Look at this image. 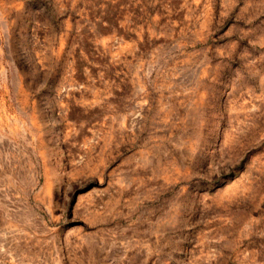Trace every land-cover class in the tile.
Returning <instances> with one entry per match:
<instances>
[{
  "label": "rangeland",
  "instance_id": "rangeland-1",
  "mask_svg": "<svg viewBox=\"0 0 264 264\" xmlns=\"http://www.w3.org/2000/svg\"><path fill=\"white\" fill-rule=\"evenodd\" d=\"M0 264H264V0H0Z\"/></svg>",
  "mask_w": 264,
  "mask_h": 264
}]
</instances>
